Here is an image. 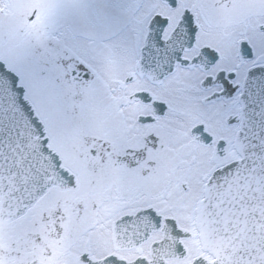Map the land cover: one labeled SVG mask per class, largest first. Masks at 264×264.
<instances>
[{"label": "snow or ice", "instance_id": "6c2138e0", "mask_svg": "<svg viewBox=\"0 0 264 264\" xmlns=\"http://www.w3.org/2000/svg\"><path fill=\"white\" fill-rule=\"evenodd\" d=\"M0 264H264V0H0Z\"/></svg>", "mask_w": 264, "mask_h": 264}]
</instances>
